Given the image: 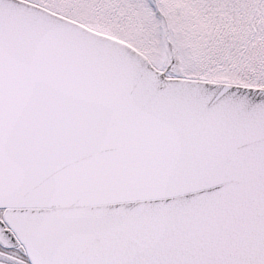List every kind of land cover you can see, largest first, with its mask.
Returning a JSON list of instances; mask_svg holds the SVG:
<instances>
[{"label": "snow or ice", "instance_id": "snow-or-ice-1", "mask_svg": "<svg viewBox=\"0 0 264 264\" xmlns=\"http://www.w3.org/2000/svg\"><path fill=\"white\" fill-rule=\"evenodd\" d=\"M0 264H264V0H0Z\"/></svg>", "mask_w": 264, "mask_h": 264}]
</instances>
